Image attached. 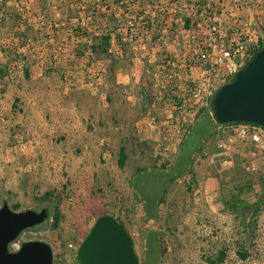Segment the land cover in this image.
Returning a JSON list of instances; mask_svg holds the SVG:
<instances>
[{"label": "rangeland", "instance_id": "obj_1", "mask_svg": "<svg viewBox=\"0 0 264 264\" xmlns=\"http://www.w3.org/2000/svg\"><path fill=\"white\" fill-rule=\"evenodd\" d=\"M153 5V0H0V77L7 76L10 83L9 95L0 104V206L6 201L11 208L19 204L17 211H50L49 219L24 231L12 249L23 241L42 240L52 248L53 264H78V245L106 213L123 223L139 264H209L207 258L216 264H264V211L253 216L246 208L248 216L241 224L223 202L243 162L251 161L256 171L251 192L242 197L253 202L264 196V153L251 144L236 138L229 162L222 164L223 158L215 155L219 139L210 133L200 139L188 161L184 158L177 165L183 135L175 134V153L169 155L174 164L163 168L158 159L165 157L155 156L153 142L127 152L122 166L118 150L108 144L85 152L81 148L83 131L92 132L94 120L77 126L74 97L64 93L68 89L74 95L83 94L80 84L87 85L88 92L96 90L97 109L104 116L100 136L108 135L104 130L113 110L108 97L125 102L126 96H133L137 114L161 100L170 108L173 96L165 75L171 67L162 66L183 63L192 29L171 21L168 6L158 10V4ZM144 10H158L154 27L146 32L135 17ZM251 14L248 28L256 29L264 41V21L257 22L255 10ZM129 20L134 36L122 41L119 32H125ZM108 32L115 35L109 56L92 52L90 44ZM30 72L40 76L37 84L44 87L34 96L33 109L25 110L8 85L26 80L23 76ZM69 102L74 103L69 111L60 109ZM249 150L255 151L254 158ZM83 153L89 162L82 159ZM135 166L145 170L139 178L132 176ZM206 191L215 193L211 204L218 202L219 209H206ZM46 192L51 197L45 198ZM55 207L60 214L56 227Z\"/></svg>", "mask_w": 264, "mask_h": 264}, {"label": "built area", "instance_id": "obj_2", "mask_svg": "<svg viewBox=\"0 0 264 264\" xmlns=\"http://www.w3.org/2000/svg\"><path fill=\"white\" fill-rule=\"evenodd\" d=\"M158 10L168 6L169 18L180 23L182 28H189L192 32L190 42L185 47V58L182 64L169 63L162 66L165 70L168 65V90L173 96L169 98L174 114L160 124L159 145L156 148L160 158L159 166L169 167L170 153H175L171 147L173 135H183L187 128L194 123L200 109L207 108L208 102L216 90L243 65L253 50L261 45L262 35L256 30H250L243 20L245 15L252 17L251 10H255L256 20L264 21V0H153ZM253 8V9H251ZM158 10H144L135 17L146 29L154 27L155 15ZM146 13L149 19H145ZM145 15V16H143ZM152 17V18H150ZM128 28L119 32L120 39L125 41L132 38L133 25L129 20ZM237 24V25H236ZM137 34V32H135ZM115 35L111 34V42ZM177 80V81H175ZM177 83H175V82ZM218 137V152L216 156L223 158L222 164L229 162L231 143L236 138L251 144L255 150L264 153V127L249 123H232L227 126L216 125L212 132ZM222 136V137H221ZM250 157L256 153L249 150ZM246 170L256 171L252 162H245ZM12 244L10 248L12 249Z\"/></svg>", "mask_w": 264, "mask_h": 264}, {"label": "water", "instance_id": "obj_3", "mask_svg": "<svg viewBox=\"0 0 264 264\" xmlns=\"http://www.w3.org/2000/svg\"><path fill=\"white\" fill-rule=\"evenodd\" d=\"M216 124L249 123L264 127V44L251 52L243 65L219 86L208 102ZM50 217L47 208L13 210L6 201L0 206V264H53L51 246L42 240H27L10 246L26 230ZM78 264H139L133 241L119 220L99 216L76 251Z\"/></svg>", "mask_w": 264, "mask_h": 264}, {"label": "crops", "instance_id": "obj_4", "mask_svg": "<svg viewBox=\"0 0 264 264\" xmlns=\"http://www.w3.org/2000/svg\"><path fill=\"white\" fill-rule=\"evenodd\" d=\"M243 20L251 21L253 20L252 17H249L245 15L243 18L240 19V21L237 22V24H241ZM236 24V25H237ZM261 44H264V41L261 39ZM29 71H32V67L29 68ZM33 73L30 72V74L23 76V79L26 77V80H18L16 82H13L12 85H8L11 87V92L14 95V99H18V101L22 102L24 105L25 110H32L33 105H34V96L37 94L38 89L42 90L44 87V84H37L38 79L40 78L39 75H32ZM7 76H2L0 77V104L2 100H5L6 96L9 95V91L6 88V84H10L9 82L7 83L5 81V78ZM45 83V82H44ZM126 83V82H125ZM50 86L51 84H46V86ZM55 85V84H54ZM118 85V84H117ZM56 86V85H55ZM87 85L85 84H80L78 86V91L83 92L82 95H77V94H72V90L69 91L66 90L64 93L70 95V97H74V103L76 104V110L77 114L73 117H76L74 119L77 122V126L82 125L83 122H88L93 121V130L92 132H87L86 129H84V136H86V139L80 141L81 143V148L85 151L89 150H95L98 145L101 144H108L110 145L113 149H117L119 152L118 156V163L120 161V152L123 148L125 154H126V159H128L129 155L127 152H131L135 150L137 145L143 144V143H151L155 144L156 148H158L159 145V137H160V124L168 119V117H171L174 114V111L172 110V106L170 108H166V104L162 103L159 101V104H154V102H151L148 104L146 107H148L147 112L145 113H135V105L136 102L133 100V96H126L125 102H123L121 99H112V97H108L109 99V104L111 105L112 112L109 114V127L104 130L107 136L102 134L103 136H100L98 133L101 131L99 129V124L102 121L101 119L104 118V116L100 113V110L97 109L99 102L94 98L97 96V92L94 88H90V92L87 91ZM52 91V90H51ZM77 91V92H78ZM53 92V91H52ZM76 93V92H75ZM72 94V95H71ZM89 94V95H88ZM74 95V96H73ZM110 96V95H109ZM92 99V105H89L86 102V99ZM165 97V101H166ZM142 102V101H141ZM74 103L69 102L65 106V104L61 105L63 106V110L69 111L70 107H74ZM163 104V105H161ZM149 105L151 108H149ZM68 106V107H67ZM61 107V106H60ZM145 107V106H144ZM142 109V106H141ZM153 111L152 115H149V110ZM71 112V109H70ZM155 112V113H154ZM97 132V133H95ZM92 137V138H91ZM95 137V138H94ZM65 143H67V139L64 140ZM155 148V150H157ZM154 150V152H155ZM155 152V156L158 157ZM82 159L84 161L89 162V156L83 153ZM125 164V163H123ZM144 169L139 171V167L135 166L134 168V173L132 176H140L144 173ZM212 178L206 179L207 182H210ZM206 199L205 201L208 203L206 206V209L209 208L212 211H214L216 208L219 209L218 202L217 203H212L211 200H215V193H211L206 191L205 192ZM116 218V217H115ZM118 220V219H117ZM121 222V221H120Z\"/></svg>", "mask_w": 264, "mask_h": 264}, {"label": "trees", "instance_id": "obj_5", "mask_svg": "<svg viewBox=\"0 0 264 264\" xmlns=\"http://www.w3.org/2000/svg\"><path fill=\"white\" fill-rule=\"evenodd\" d=\"M99 41L97 43L90 44V50L96 54H106L109 56V49L111 46V36L110 33H104L98 37ZM263 45V44H261ZM260 45V46H261ZM218 125L214 121H212L208 107L200 109L196 120L192 125H190L186 132L183 134L181 142L179 143V148L177 150V154L175 156L176 164H180L182 159L186 158L187 161L189 160L192 152L194 150H198V144L202 137L208 135L214 131L215 126ZM227 126V125H222ZM197 148V149H196ZM126 159V154L122 148L120 152V161L119 165L122 166ZM174 162L172 163V165ZM163 168V166H161ZM239 170V175L237 178L232 179L233 187L230 192L229 198H223V202L225 207L230 211V213L234 216V218L239 219L241 224L246 221V217L248 213L246 212V208L251 209V215H256L260 211H264V196L261 197L260 195L253 202H249L246 198L242 197V194H248L252 190V172L246 170V165L243 162V168L236 167ZM142 169L139 168V171ZM241 173V174H240ZM141 176V175H140ZM138 176V178L140 177ZM177 176L176 174L173 176ZM172 177V178H173ZM264 180V178H262ZM262 193L264 195V184L262 186ZM45 198L51 197L50 192H46L44 194ZM160 201V200H159ZM19 204H14L12 209L17 210ZM103 213L102 215H105ZM59 211L57 207L54 208V212L52 213V222L53 226L56 227L59 221ZM101 216V215H100ZM123 225V223L121 222ZM36 229V228H34ZM242 258L246 257V254L243 253L240 255ZM223 258V253L219 254V261ZM209 264H216V261L210 258H207Z\"/></svg>", "mask_w": 264, "mask_h": 264}]
</instances>
